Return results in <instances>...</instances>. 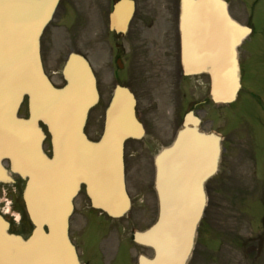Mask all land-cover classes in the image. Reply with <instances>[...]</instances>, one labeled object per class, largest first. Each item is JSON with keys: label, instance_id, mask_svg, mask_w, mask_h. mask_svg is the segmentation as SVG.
Segmentation results:
<instances>
[{"label": "water", "instance_id": "obj_1", "mask_svg": "<svg viewBox=\"0 0 264 264\" xmlns=\"http://www.w3.org/2000/svg\"><path fill=\"white\" fill-rule=\"evenodd\" d=\"M58 2L0 0V182L14 181L4 163L27 179L24 199L35 226L25 239L9 233V223L0 215V264H80L68 226L82 182L95 207L119 215L130 204L123 150L126 139L143 133L136 100L129 89L118 87L107 108L102 138H87V116L99 99L88 61L80 54L70 55L62 88L53 85L42 65L40 38ZM249 32L231 17L224 0H182L186 70L210 74L216 101L237 96V47ZM196 49L202 51L196 54ZM207 53L214 59L206 58ZM26 95L29 116L23 118L18 111ZM41 122L52 136V157L43 150L46 134ZM190 122L187 116L174 146L158 157L159 220L137 234L139 241L154 248L155 257H143L141 264H185L193 247L206 204L204 182L215 170L219 145ZM201 145L214 161L211 168L195 174L194 157Z\"/></svg>", "mask_w": 264, "mask_h": 264}, {"label": "flooded vegetation", "instance_id": "obj_2", "mask_svg": "<svg viewBox=\"0 0 264 264\" xmlns=\"http://www.w3.org/2000/svg\"><path fill=\"white\" fill-rule=\"evenodd\" d=\"M111 1L108 2V10L101 7L100 0H91V8L82 7L78 13L74 10V7L77 6L72 1L69 6H65L66 10L68 7V11H65L62 27L66 30L67 38L80 43L85 52L90 55L99 49L100 18L109 17L115 3ZM155 1H149L148 11H146L147 17L143 16V12L139 13L137 6L134 18L126 33H117L116 31L109 33L110 43L114 41L112 49L117 51L113 58V77L110 80L115 85L120 79L135 91L138 100V116L145 123L149 133L146 146L153 145L155 138L152 134L153 128L150 127L151 121L155 125L166 121L165 130L167 131H165V137L159 141L160 143L168 141L170 138L167 118L160 117L156 112L157 104L155 101L158 99L153 98L151 93L143 92V66L146 65L144 53L145 49L149 48L151 65L158 75L157 78L155 74L157 91L159 89L166 96L170 92L177 96L180 87L186 90L184 94L186 96L185 103L188 110H193L194 114L199 117L201 129L206 132L214 131L223 139L219 171L206 184L208 194L211 195L213 192V195L219 197L229 184H253L259 179H264V161L261 159L262 148L264 147V113H250L254 107V100L258 96L256 91L247 92L251 85L243 82V93L239 102L235 107L228 108L227 105H214L212 103L208 92L209 78L207 76L185 77L182 74L180 77V69L183 71V67H179L178 60L175 61L177 51L173 43L176 39L174 31L176 28L178 29L179 1L159 0V10L157 3H154ZM104 11L107 13L103 14ZM139 15V26L133 29V21ZM146 18L150 20L149 27L156 28L153 32L154 35L148 36L152 40L147 39L145 35ZM50 34L46 33L43 39V62L49 73H57L58 64L57 67L55 65L54 68H51L49 61L50 56L55 58L52 50L49 49ZM84 37L85 44L83 42ZM240 63L244 80V69L245 67L252 68L253 59H245L241 55ZM116 74H118L117 77ZM180 120H183V116L176 119L177 122ZM143 148V143L141 145L127 143L125 149L127 188L133 201L136 219L143 217V182L138 184L139 179L143 176V157L138 154L143 153ZM84 189L76 198L75 214L71 220V237L76 242L81 261L83 264H92L93 262L89 250L82 247L78 239H81L90 228L94 227L101 243L97 248L99 250L105 249V251L110 248L114 251L113 264H116L115 261L120 255L121 246L127 245L131 238L133 214L131 212L124 213L123 217L114 219L101 211L92 210ZM119 260L121 261L120 257Z\"/></svg>", "mask_w": 264, "mask_h": 264}, {"label": "rangeland", "instance_id": "obj_3", "mask_svg": "<svg viewBox=\"0 0 264 264\" xmlns=\"http://www.w3.org/2000/svg\"><path fill=\"white\" fill-rule=\"evenodd\" d=\"M71 1L77 6L74 7L77 13L82 7L91 8V0H63L57 12V19L52 23L53 27L51 25L46 32L51 33L48 39L49 49H51L52 54L55 55V58L49 57L51 68H54L55 65L57 67L58 61L62 60V58L73 49H82L85 52V49L81 47L80 43L73 42L67 38L66 30L62 27L65 13L68 11V7L66 10L65 6H69ZM104 1L106 0H100L101 7L104 6ZM136 1L139 13L143 12V16L147 17L146 11H148L150 0ZM229 2L232 15L240 22L249 23L253 29L252 35L242 48V50H244L242 55H246L245 59L251 60V54L254 56L253 67L247 72L246 69L244 70V82H251L253 87L258 88L260 92H262L264 90V0H229ZM154 3H157V8L159 10V0H156ZM139 18L140 15L133 21V29L139 26ZM149 21L150 20L146 18L145 35L147 39L152 40V38L148 36L152 37L156 28H150ZM103 26L100 28L103 36L100 39L101 44L99 49L90 57L97 70L102 92V101L91 111L89 119L88 132L93 137H96L99 133V127L102 122L101 115L106 105V96L109 93V80L112 79L111 70H113V57L117 53L116 50L112 49V46H109V34L105 26ZM85 41L84 37V44ZM63 51L65 54L60 59ZM149 53L150 49L146 48L144 53V62L146 65L143 66V92L148 94L151 93L153 98L158 99L155 101L157 104L156 112L160 117L166 119V113H172V111L175 110L177 102H174V96L167 99L165 93L160 92L159 89L157 91V73L151 65L152 60ZM122 54H124L123 51ZM60 64L62 63L60 62ZM60 71L59 66V72L51 74L53 80L58 84L64 82ZM108 76L110 77L109 79ZM261 95L264 96L262 93ZM255 106L259 109L256 104ZM152 108L155 109V107ZM185 109L187 108L185 107L184 110ZM23 110L22 108L20 111L21 115H27V111ZM165 124L166 121L156 125L153 124L152 121L150 123V127L153 128L152 134L155 136L152 143L155 147L151 149L152 153L149 155L151 156V160L154 153L161 146L158 145L160 143L159 141L165 137V131H167L165 130ZM47 141L48 139L45 141V147L49 149L50 146ZM148 152V149H143V155L139 154L140 157H143V176H141L138 182V184L143 182V217L139 218L140 221L136 223V226L143 227V229L156 219L158 211L156 194L152 188H150V185L153 183L154 169L151 164H146ZM245 166H247V163H245ZM7 190L9 194L14 197L13 210L21 211L23 216L20 224H13V229L27 234L30 232L31 226L29 225V227H26L23 225V220L27 215L25 211L23 212L21 209V207L23 208L21 199H16L17 196L20 197L21 187L16 186L15 191L13 187H7ZM224 191V197L222 199L213 195V192L210 196L204 220L199 228L195 250L189 264H264V229L262 228L264 226V183L260 182L255 185L244 183L233 184L228 185ZM82 243L85 249L89 250L88 252L93 259L92 264L114 263V257L110 251L99 250L97 248L98 239L94 228L89 229L88 233L82 238ZM135 249L136 252H134L131 243L130 245H122L119 252L120 255L115 263L137 264L136 253L152 255V250L148 247H141L135 243Z\"/></svg>", "mask_w": 264, "mask_h": 264}, {"label": "bare ground", "instance_id": "obj_4", "mask_svg": "<svg viewBox=\"0 0 264 264\" xmlns=\"http://www.w3.org/2000/svg\"><path fill=\"white\" fill-rule=\"evenodd\" d=\"M123 5H125V4H123ZM126 8H129L130 7V5H127V6H125ZM123 8V7H122ZM121 7H118V9H120L119 10V14H123V12H124V10L126 9H122ZM191 44H192V40L191 39H189L188 40ZM201 49H196V54H199L201 51H200ZM198 56H196V60H201L202 58H197ZM206 58H208V59H214V54L213 53H207L206 54ZM204 148H200L199 150H198V152H196V156L194 157V160H195V162H193V166H194V163H195V166H196V171H195V174H199V172H201V169H203V167H204V165L202 164V162L205 160V158H204V156H205V153H206V151L205 150H203ZM202 150V151H201ZM204 151H205V153H204ZM206 162H205V166L207 165V162H212L213 161V159H212V157H207L206 158V160H205ZM201 166V167H200Z\"/></svg>", "mask_w": 264, "mask_h": 264}]
</instances>
